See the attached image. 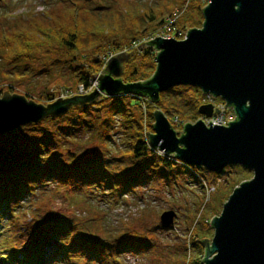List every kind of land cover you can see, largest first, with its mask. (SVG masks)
Here are the masks:
<instances>
[{
	"label": "trees",
	"instance_id": "16d2710c",
	"mask_svg": "<svg viewBox=\"0 0 264 264\" xmlns=\"http://www.w3.org/2000/svg\"><path fill=\"white\" fill-rule=\"evenodd\" d=\"M160 1L162 2L161 7L156 8L154 6L147 13L142 14L141 17L130 23L127 29H118L119 35L117 38L112 39L110 44L100 47L96 51L104 54L105 47H107L117 52L132 41L146 38L155 33L164 22V19L178 7H185L183 13L175 21L176 27L183 34L190 28L201 26L203 21L202 8L207 4V0H179L174 6H172V0ZM166 4H169V6L165 7ZM58 8H61L59 13H57L58 11L55 10V7L51 11H43L41 14H33V11H31V18L33 23L39 24L42 34H47L49 31L52 32V39L56 42L54 47L58 52L63 54L65 50L71 49L75 51L77 47L75 43L77 40L76 33L70 32L65 28V25L70 24V21L73 19L76 8L72 5H64L63 7L58 5ZM103 8L106 11L108 10L105 7ZM10 21L11 18L6 20L5 23H9ZM176 37L179 38V36ZM89 55L91 56V60L88 67L78 64L76 56H73L70 60L63 61L66 64L64 66H66L70 74L68 85L71 84V87L83 86L85 90L88 89L93 75L98 74L103 68L104 59L98 57L95 52ZM132 56H134V59L127 60L124 64L123 81L133 82L149 78L154 72L156 65L154 52L147 48L135 51ZM53 61L62 62L61 60H52L46 66H50ZM38 71L40 70L33 67L30 60L16 57L10 66H8L7 74L9 77H16L17 75L25 76L26 79L21 82V87H25L28 90L27 98L33 99V93L35 92L37 97L43 98V100L39 101L48 103L55 98L47 91L49 82L44 87L46 90L41 92L31 79L32 74ZM13 83H15L14 80ZM9 90L11 91V88ZM110 98L113 100L102 97L101 101L87 103L82 106H72L61 117H47L41 122L27 124L28 126H32V131H37L42 125L46 124L43 127L45 134L41 137V141L43 143H46L47 140L51 141V148L46 147L40 150L38 146L34 149V152L36 151L34 156L33 154H31L32 156L28 154L29 157L21 158L20 160L10 156L6 158L0 154V216H8L10 202L20 200L30 191L29 182H34L31 185L33 193L37 187H43V181L48 178L60 181H65L69 177L74 179L72 182L73 190L67 191L66 198L67 196L71 198V196L83 195L81 205L84 207L83 211L87 213L86 220L90 221L94 214L101 215L99 213L100 210L92 204L95 198L93 191L90 190L94 187L93 181H105L104 192L107 194L115 193L117 190L128 191L133 185L138 188L156 180L168 181L178 173H190L194 176L206 177L207 173L205 172H209L206 169L187 165L181 160L167 156L164 152L152 148L148 144L147 136L148 132L152 130V112L155 109H161L176 129L178 126L182 127L183 124L199 118L200 115L197 109L201 104L205 103V94L202 93L200 88L192 85L171 87L167 91L160 93L159 102L155 104L147 98L133 94L123 93ZM131 100L135 104L132 105ZM110 102L121 103L120 109L116 107L117 110L114 111ZM105 107H109L106 109L108 113L106 117L103 114ZM113 113H118L124 123L120 133L123 147H120L119 150H115V145L110 146L115 140L109 134L107 127L101 130V132L106 134L98 132L100 124L98 123V118L100 117L101 122L107 126L111 122L110 115H113ZM88 115H92L93 124L90 126L94 127L97 130L96 132H98L97 134L100 135L99 142L102 144L103 149L100 151L98 146V154L94 153L92 156L85 157L83 155L79 157L70 149L62 148V143H58L59 139L57 136L66 133L69 135L60 137L68 142L79 143V145L88 142V140L80 139L75 134V131L79 128L71 130L68 127V125L73 123L75 127L79 125V127L83 128ZM79 117L85 119V121H80ZM19 133L18 130L15 132L16 138L19 137ZM53 145L54 147H52ZM64 151L70 153L67 159L75 160L71 165H65L59 159V153ZM41 158H47V161L41 163ZM225 168L220 172L209 173L220 177L225 172ZM241 180L235 177L233 180L227 181L226 195L222 194V197H228L231 190ZM230 186L231 190L228 191ZM57 187L63 188V184ZM214 189H216L215 186ZM84 191L87 192L83 193ZM204 192L202 191L199 198L201 202L195 207V210H200L198 216L193 215L191 219L186 218V240L188 245L186 242H183V246L181 245L184 256L181 264H201L203 247L198 243V240L207 238L212 228L210 225L211 217H207L206 215V212H209V210L205 212L203 209L206 205L205 201L203 202ZM223 203L224 201L221 207ZM34 205L40 210L39 205ZM76 210L80 211V209ZM210 212H213L214 215L219 211L214 210ZM91 213L92 216L89 218ZM94 219L95 221H91L87 226L81 227L77 225L75 228H72L67 219L55 213H48L33 227L29 240L22 248H5L3 252L6 254L0 256V263L50 264L53 258H58L57 263L60 264H90L94 262L122 264V254L148 251L153 246L151 239L145 236H130L127 233L121 235L115 244H104L93 236L99 233L111 239L114 234L113 229L111 225L106 224L104 215ZM93 226L95 231L91 229ZM73 233H77V235L73 237ZM0 234H3V232L1 231ZM58 236H62L64 244L60 245L58 243ZM194 247L201 250L202 256L191 257L189 254L187 256V250L190 252Z\"/></svg>",
	"mask_w": 264,
	"mask_h": 264
},
{
	"label": "water",
	"instance_id": "95a60500",
	"mask_svg": "<svg viewBox=\"0 0 264 264\" xmlns=\"http://www.w3.org/2000/svg\"><path fill=\"white\" fill-rule=\"evenodd\" d=\"M202 16L201 26L186 30L181 39L155 36L137 46L155 52V70L145 80L123 81L124 64L134 48L106 60L92 77L97 90L87 96L46 104L35 100L38 107L27 96L0 101V134L19 124L61 117L72 106L101 101L102 92L107 97L133 94L155 104L161 92L192 85L220 97L235 114L227 125L207 126L198 119L178 131L161 109H155L148 144L209 172L228 165L252 171L251 178L233 188L220 213L211 217L212 237L198 243L203 247L201 264H264V0H212L202 8ZM245 100L250 107H245ZM197 111L205 117L220 113L212 103L201 104ZM176 216L172 208L162 211L160 226L173 227Z\"/></svg>",
	"mask_w": 264,
	"mask_h": 264
},
{
	"label": "clouds",
	"instance_id": "9594fccd",
	"mask_svg": "<svg viewBox=\"0 0 264 264\" xmlns=\"http://www.w3.org/2000/svg\"><path fill=\"white\" fill-rule=\"evenodd\" d=\"M45 0H0V4L6 7H0V101L5 99L23 98L28 95V90L21 87V82L26 79L23 75L9 77L8 66L13 62V59L19 57L23 60H30L33 67H42L45 62L50 63L52 60L67 61L73 56L77 57V63L86 67L90 66L92 52L106 60L108 56L114 55V50L105 47L104 54L96 51L100 47H104L111 43L112 39H116L119 35V30L127 29V26L134 22L142 14L147 13L155 5L160 3V0H71V5L76 8L75 15L66 24L65 28L73 33H76V50H65L62 54L58 52L54 45L55 40L52 39V32L42 34L39 24L32 22L31 11L35 6L41 5ZM208 5H211L212 0H207ZM77 6L83 7V12L79 11ZM104 6L107 11L89 12L88 9ZM28 8L29 11H17V9ZM22 17V19H21ZM11 21L5 23L6 20ZM185 34V33H184ZM108 38V39H106ZM187 40V37H186ZM98 75V74H97ZM13 80L15 83H13ZM59 75H54L49 81L47 91L54 97L57 102L67 101L74 97H83L90 94L91 91L97 90L98 83L94 82L85 92L79 91V86L73 88L67 83L61 87L57 81ZM11 88V93L9 89ZM101 95L108 99L106 92ZM35 97L30 103L26 99H22L25 104L38 105L35 103ZM245 107H250L251 102L245 100ZM224 102V101H223ZM47 109V107L39 106ZM49 113L46 112L44 116ZM200 119V118H198ZM27 132V129H23ZM39 158V153L37 154ZM68 151L59 153V159L65 165H71L75 160H69ZM47 158H41L40 162L44 163ZM254 179V177H253ZM252 179V180H253ZM73 178L69 177L65 181H60L54 178H48L43 181V187L48 191H55L58 185L63 184L64 191L73 190ZM34 182H29L30 191L18 201L10 202L9 215L0 216L3 220H14L13 228L15 232L12 239L21 241L19 247L30 238L33 227L37 222L41 221L48 213H55L70 222V227L75 228L83 222L87 213H81L65 202L63 194L57 193L55 197L49 201L42 210H39L34 205L33 193L31 185ZM105 181H93V188L90 189L94 193L93 205L98 206L105 214L107 222L113 229L111 239L99 233L93 237L99 239L104 244H115L121 235L127 233L130 236H145L154 242L158 241L162 246H168L175 243V237L172 234L162 230L156 235L151 236L149 233L154 232L162 224V218L158 215L160 204L157 197L153 194L147 197L145 191H136L137 186L133 185L128 191H119L115 193L105 194ZM39 213V214H37ZM2 235V234H0ZM77 233H73V237ZM60 245L64 244L62 236L57 237ZM11 247V245H7ZM6 247V241L0 239V252H3ZM58 258H53L50 264H57ZM133 264H148L147 261H134Z\"/></svg>",
	"mask_w": 264,
	"mask_h": 264
},
{
	"label": "rangeland",
	"instance_id": "374dc122",
	"mask_svg": "<svg viewBox=\"0 0 264 264\" xmlns=\"http://www.w3.org/2000/svg\"><path fill=\"white\" fill-rule=\"evenodd\" d=\"M177 2H179V0H172V6H174L175 3ZM52 4H55V5L52 6ZM58 5H61V7H63L64 5H71V0H45L43 4L35 6L34 10L32 11H33V14H41L43 13V11H46V12L51 11V9L55 7V10L58 11L57 13H59L61 11L60 10L61 8H58ZM161 5H162V2L160 1L159 4L155 5V7L158 8V7H161ZM168 6L169 4L165 5V7H168ZM0 7H6V6L0 4ZM77 7L79 8V11L81 12L84 11L82 6H77ZM103 7L104 6H97L96 8L88 9V11L89 12L106 11ZM17 11L27 12L29 11V9L28 8L17 9ZM183 37H184V34L179 36V38L177 37L176 38L181 39ZM133 50L134 48L126 52L133 51ZM134 51H137V48ZM118 52H123V51L119 50L114 53H118ZM154 56H155V52H154ZM109 57L110 56H108L107 59ZM133 57L134 56L130 57V59L133 60L134 59ZM106 60H104V64ZM154 60H155V57H154ZM46 65H48L47 62H45L42 67H38V68L36 67V69L40 71L33 73L31 77V79L37 85V88H39L41 92L46 90V88H44L45 85L47 84V82H49L53 78L54 75H59V80L57 81V83L61 87H63L65 83L69 84L70 74L66 66H64L66 64L63 61L62 62L53 61L51 65L48 66L50 68H48ZM91 81H92L91 82V85H92L95 82V80L91 78ZM72 88L73 90H75L76 87L73 86ZM84 90L85 89L83 88V86L82 87L79 86V91H81V93H83ZM33 94H34L33 98L35 97L36 98L35 100H37L36 102L41 103V104L44 103V102L39 101V100H43V98L37 97L35 95V92ZM215 98L217 102L223 101L220 97H215ZM28 99L30 100L32 98H28ZM131 103L132 105L135 104L133 100H131ZM110 105H112L113 110L116 111L117 110L116 107L119 108L121 103L115 102V103H111ZM108 108L109 107L104 108L105 110L103 114L105 117L108 115V113L106 112V109ZM232 113H233V109L230 107L229 108L227 107V114L228 115L231 114V119H234L235 114L234 113L232 114ZM91 117L92 115L87 116V121L83 128L79 127V125L75 127L73 123L68 125V127L71 130L73 129L77 130V128H79L77 131H75V134L78 135L80 139L88 140V142H85L82 145H79V143H75V142L74 143L68 142L61 137L67 136L69 134L63 133L60 135L61 137L57 136V138L59 139L58 143L59 144L62 143V148L64 147V148L70 149L71 151L75 152L77 156L79 157L83 155L85 157L92 156L94 155V153L98 154L99 153L98 146L100 148V151L103 149V146L99 142L100 135H98L97 133L99 132L101 134H106V133L101 132V130L105 129V127H107L109 134L112 135V138H114L115 140L113 141V143L110 144V146L115 145L116 147L115 150H119L120 147H123V144L121 143L122 137L120 136V133H121L124 123L121 120V117L119 116L118 113H113V115H110L111 122H109L107 126L105 125V123L101 122V119L99 117L98 123L100 124L98 126V132H96L97 130H95L94 127L90 126L93 124ZM201 117L202 116H200L199 118ZM79 120L85 121V119H81L80 117H79ZM196 120H198V118ZM195 121H192V122H195ZM27 124H31V123L19 124L18 126L14 127L12 130L8 131V134H0V154L4 155L6 158L10 156L17 160H20L21 158L24 159L26 157H29L28 154L30 155L33 154L34 156L36 152V151L34 152V149L38 146L40 147L39 148L40 150L46 147L48 148L50 147L51 141L47 140L46 142L45 140L46 143H43L41 141V137L45 134L43 127L46 124L42 125V127L39 128V130L37 131H32V126H28ZM181 128H182L181 126L180 127L178 126V128L176 129V127L174 126V129L178 131H181ZM23 129H27L28 131L25 132L23 131ZM17 130L20 132L18 134L19 135L18 138L15 137L16 136L15 132ZM53 142H54V139H53ZM52 147H54V145ZM224 171L225 172L220 177L213 176V174L209 172H205L207 173L206 177L195 175L197 178L194 175H191L189 172H188L189 174L178 173L176 174L175 177L170 178L168 181L156 180L142 187H138L136 189L137 192L141 190L145 191V195H146L145 202H149L147 197L153 194L158 198L156 202L160 204V210L158 212L159 216L162 211L168 210L170 208L176 211L177 216L174 219V226L168 229H162L166 231L167 233L172 234V236L175 237V243L170 244L168 246H162L158 241L154 242L153 240H151L153 246L148 251H144L140 253L127 252V253L122 254L121 255L122 264H133L134 261H139V260L147 261L148 264H181V261L184 257L183 251L181 250V245L183 246V242H186L188 245V242L186 240L187 238L186 218L191 219L193 215L198 216V214L200 213V210L198 211L195 210V207H197V205H199V203L201 202L199 198L201 197L202 191H205L203 193L204 194L203 202L205 201L206 203L203 209L205 210V212L209 210V212H206L207 217H213L220 213L221 211L220 208H222L221 207L222 202L223 201L225 202L227 200L226 198L227 196L222 197V194L226 195L225 194L226 193V182L229 180H233V178L235 177L242 179L241 182L244 180H248L249 178L252 177V171L241 165H228V167L225 168ZM213 179H215V181H213ZM212 185L213 187L215 186L216 189L209 190ZM229 190H231V186L230 188H228V191ZM61 192L63 194V198L65 202L70 206V208L80 209L81 213L86 212V211H83L84 207L81 205V201L83 199L82 197L84 196L79 194L76 196H71V198L67 196L66 198L67 191H64L62 187H57L55 191H48L44 187H37L35 191L33 192L34 204L39 205L40 210H42L43 207L49 201H51L57 193H61ZM86 192L87 191H84L83 193H86ZM225 198L226 200H224ZM95 207L100 210L99 213L101 215L98 216L96 213L94 214V216H92V213H91L89 218H91L92 216L91 218L92 220L87 221L85 217L83 222L80 223L79 226L81 227L87 226L90 224L91 221L92 222L95 221L94 218L96 217L99 218V217H102L103 215H104L106 224L110 225L106 220L104 212L98 206H95ZM211 207H215L216 209L211 208ZM214 210L216 211L218 210L219 212L213 215V212H210V211H214ZM14 223H15L14 220L0 219V232L1 231L3 232V234L0 235V239H3L6 241L5 248H8L7 245H11L10 248L12 247L17 248L19 247L21 243V241L19 240L12 239V236L15 232V229L12 227ZM160 227L161 226H159V228H157L154 232L149 233V235L156 236L161 231ZM91 229L95 231L94 226ZM209 234L210 235H208L207 238L212 237L213 228H211V230L209 231ZM200 252H201L200 249H198L197 247H194L193 250H191L190 252H188L187 250V256L188 254L191 257L202 256ZM4 254L6 253L0 252V256ZM0 264H3V263H0ZM5 264H8V263H5ZM57 264H60V263H57ZM90 264H102V263L94 262Z\"/></svg>",
	"mask_w": 264,
	"mask_h": 264
},
{
	"label": "built area",
	"instance_id": "2783aa9c",
	"mask_svg": "<svg viewBox=\"0 0 264 264\" xmlns=\"http://www.w3.org/2000/svg\"><path fill=\"white\" fill-rule=\"evenodd\" d=\"M184 8H185L184 6L175 8L171 12V14H169L164 19V22L161 24V26H159V28L157 29V31L155 33L147 36L146 38H144L142 40H135V41L130 42L127 46H125L123 49H121V51L124 52V51H128L130 49H133V48H137V46L141 42L146 41L148 39H151L155 36H160L162 38H171V37L181 36L183 34V32L176 27L175 21L183 13ZM204 102L205 103H212L215 108L219 109V112H220V113H217L211 117L202 116L200 118L204 121V123L207 126L210 125L209 122L212 123L213 125L217 124V125H224L225 126L228 124V122L233 120V119H231V114L230 115L227 114V107H226L225 102H223V101L217 102L216 98L213 97L211 94H205ZM223 111H225V112H223ZM226 115H227V117H226ZM209 190H214V187L211 186Z\"/></svg>",
	"mask_w": 264,
	"mask_h": 264
},
{
	"label": "flooded vegetation",
	"instance_id": "af4514ba",
	"mask_svg": "<svg viewBox=\"0 0 264 264\" xmlns=\"http://www.w3.org/2000/svg\"><path fill=\"white\" fill-rule=\"evenodd\" d=\"M229 108V107H228ZM231 108V107H230Z\"/></svg>",
	"mask_w": 264,
	"mask_h": 264
}]
</instances>
